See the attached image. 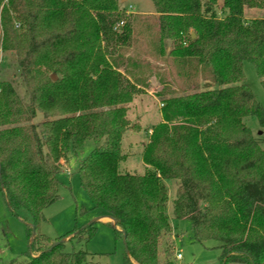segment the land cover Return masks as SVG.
<instances>
[{"label":"trees","instance_id":"1","mask_svg":"<svg viewBox=\"0 0 264 264\" xmlns=\"http://www.w3.org/2000/svg\"><path fill=\"white\" fill-rule=\"evenodd\" d=\"M150 1L154 15L129 17L116 0H0V52L13 57L27 92L23 101L0 79V193L11 214L31 220L27 259L11 264L85 263L87 253L67 252L65 242H88L95 222L59 243L37 226L58 198L59 162L88 141L79 185L113 221L124 264H173L170 180L173 218L189 221L195 240L217 242L219 264H264V150L244 123L264 128V111L242 71L251 64L264 92V18L245 20L248 10L264 12V0ZM138 44L137 60H123L122 49ZM128 66L150 68L162 85L142 173L121 170L138 129L129 105L148 79Z\"/></svg>","mask_w":264,"mask_h":264},{"label":"rangeland","instance_id":"2","mask_svg":"<svg viewBox=\"0 0 264 264\" xmlns=\"http://www.w3.org/2000/svg\"><path fill=\"white\" fill-rule=\"evenodd\" d=\"M120 9L129 17H145L154 15V9L150 0H116ZM221 1L215 6L216 14H220ZM264 18L262 10H248L245 12V20L253 18ZM122 23L117 26L120 28ZM190 35L194 34L189 29ZM146 42L143 43L145 45ZM135 45L131 48H124L121 51L123 60H137L141 46ZM166 51L170 48L167 41ZM142 60V59H140ZM145 62L154 67H161L160 62L151 58H145ZM123 67L119 71L126 77ZM244 83L248 86L254 100L264 111V92L260 85L254 67L243 62L242 64ZM126 72L130 76L140 75L148 78L152 70L147 67L128 66ZM129 75V74H128ZM129 78V77H128ZM0 79L14 88L21 100H27L26 88L22 83L20 73L11 55H3L0 52ZM129 80L133 83L134 79ZM136 86V85H135ZM137 90L140 92L129 105V117L138 129L131 132L127 142L128 152L131 158L122 164V171L142 173L144 170L140 160V151L148 142V135L151 133V126L161 118L162 103L157 95L162 90L158 78L150 77L144 84H139ZM42 121L41 115H37L35 123ZM245 125L250 129L252 136L258 141L264 150V128L258 125L255 118L244 120ZM93 148V143L88 141L82 151L76 156H69L67 161L61 160L62 172L57 176L60 183L57 200L42 211V220L38 223L37 230L50 242L62 241L64 236L72 231L81 230L93 223L94 235L88 242H65L67 252L84 251L87 258L83 264H124V246L121 239L116 238L112 228L113 221L102 211L92 209L91 203L79 185L77 176L78 162L83 159ZM167 203L166 215L169 219L170 233L166 238L169 247L172 249L170 260L173 264H219L220 251L218 243L213 240L199 242L195 240L189 221H177L173 218L172 202L177 194L178 184L176 180L166 182ZM31 220L28 214L21 210L15 216L7 209L0 193V264H11L12 262H25L28 252V226ZM177 255L180 258H177ZM164 256H161V260ZM135 264L133 261H130Z\"/></svg>","mask_w":264,"mask_h":264},{"label":"water","instance_id":"3","mask_svg":"<svg viewBox=\"0 0 264 264\" xmlns=\"http://www.w3.org/2000/svg\"><path fill=\"white\" fill-rule=\"evenodd\" d=\"M191 38H194V34L191 35ZM52 79H55V77L52 76ZM59 242H62V241H59ZM59 242H58V243H59ZM55 244H57V243H55ZM55 244H54V245H55ZM123 246H124V250H125V245L123 244Z\"/></svg>","mask_w":264,"mask_h":264},{"label":"crops","instance_id":"4","mask_svg":"<svg viewBox=\"0 0 264 264\" xmlns=\"http://www.w3.org/2000/svg\"><path fill=\"white\" fill-rule=\"evenodd\" d=\"M106 221H111L110 219H105Z\"/></svg>","mask_w":264,"mask_h":264},{"label":"built area","instance_id":"5","mask_svg":"<svg viewBox=\"0 0 264 264\" xmlns=\"http://www.w3.org/2000/svg\"><path fill=\"white\" fill-rule=\"evenodd\" d=\"M177 258H180V256H179V255H177Z\"/></svg>","mask_w":264,"mask_h":264}]
</instances>
